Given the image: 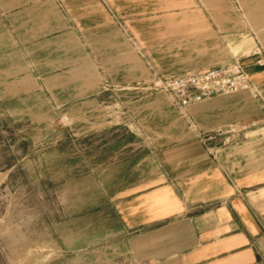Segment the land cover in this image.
Instances as JSON below:
<instances>
[{"label": "rangeland", "instance_id": "374dc122", "mask_svg": "<svg viewBox=\"0 0 264 264\" xmlns=\"http://www.w3.org/2000/svg\"><path fill=\"white\" fill-rule=\"evenodd\" d=\"M191 1L0 0V264L112 253L99 242L140 153L134 93H160L152 80L180 72L175 23ZM132 56L146 82L132 85Z\"/></svg>", "mask_w": 264, "mask_h": 264}, {"label": "crops", "instance_id": "0c3cea01", "mask_svg": "<svg viewBox=\"0 0 264 264\" xmlns=\"http://www.w3.org/2000/svg\"><path fill=\"white\" fill-rule=\"evenodd\" d=\"M188 3L175 23L183 47L174 74L237 61L261 97L241 92L181 109L167 94L134 93L132 152L140 153L132 182L116 192L119 220L99 242L113 251H98L97 264H264V125L219 153L190 126L207 133L264 122V0ZM150 78L132 56V85Z\"/></svg>", "mask_w": 264, "mask_h": 264}, {"label": "built area", "instance_id": "2783aa9c", "mask_svg": "<svg viewBox=\"0 0 264 264\" xmlns=\"http://www.w3.org/2000/svg\"><path fill=\"white\" fill-rule=\"evenodd\" d=\"M259 65L264 68V59ZM151 89L164 93L172 98L173 103L186 109L201 104L218 96L234 95L241 92H252L261 97L251 81L246 68L240 62H232L204 71L184 72L165 77H155ZM264 122L252 121L247 123H232L214 131L204 133L190 122V126L198 133L204 145L212 147L219 153L252 137Z\"/></svg>", "mask_w": 264, "mask_h": 264}]
</instances>
